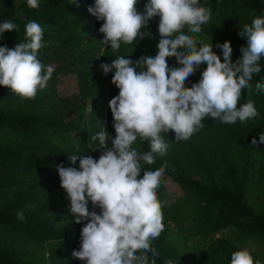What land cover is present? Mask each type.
Listing matches in <instances>:
<instances>
[{
  "label": "trees",
  "instance_id": "obj_1",
  "mask_svg": "<svg viewBox=\"0 0 264 264\" xmlns=\"http://www.w3.org/2000/svg\"><path fill=\"white\" fill-rule=\"evenodd\" d=\"M38 2V8H30L27 0H0V23L10 21L16 25V30L0 34V46L13 48L26 42L25 24L36 21L44 30L45 45L37 58L45 66L56 63L51 80L56 81V74L61 71L75 70L82 99L69 100L63 116L54 115L52 108L42 103L44 99L54 103L55 93L39 90L35 98L40 104L0 85V264H85L71 255L74 249L79 250L83 224L71 222L70 229L65 230L58 213L62 207L52 197L43 195L41 188L44 182L60 184L57 165L78 167V160L76 165L70 164V155H90L97 159L99 143L93 139L97 133L104 130L106 144L111 147L115 130L108 102L119 92L111 83L114 73H108L107 86L95 81L93 111L84 112L81 105L85 103L92 77V70L86 65H94L98 54L110 63L107 55L113 51L107 46L98 51L103 44L96 37L103 21L87 11L94 0H78V7L70 0ZM145 3L146 0H138L137 10L143 12ZM199 5L211 9L210 19L201 25L199 34H188L224 36L232 48L231 60L236 62L242 55L241 46H247L246 38L238 33L255 16H264V0H199ZM158 22V16L149 20L141 29L142 38H137L133 45L121 43V47L136 53L138 58L154 56L160 39ZM166 60L169 67L175 66V57ZM258 63L261 71L253 74L250 87L242 90L239 101L254 102L259 113L255 118L243 123L237 120L232 125L206 118L202 121L204 127L187 141L175 140L171 131L161 133L168 144L166 155H158L151 165L139 161L141 176L146 169L164 167L161 186L157 189L162 213L188 216L195 233L209 236L220 228L235 225L243 236L255 235L264 241V191L251 181V168L256 162L258 174H264V143L251 144L253 138L258 141L259 133L264 132V92L256 88L257 83L264 84V57ZM204 67L201 65L188 78L186 87L199 81ZM64 116L71 118L64 121ZM64 140L73 144L63 145ZM132 147L141 155L150 150L149 142L139 137ZM166 176L183 192L178 202L164 201ZM259 180L261 176L256 181ZM18 211H23L25 220L17 219ZM221 241L210 237L202 255L190 259L170 245L162 232L152 242L159 256L153 257L151 252L146 255L149 264L153 259L155 264L169 260L172 264H230L231 253L237 249Z\"/></svg>",
  "mask_w": 264,
  "mask_h": 264
},
{
  "label": "clouds",
  "instance_id": "obj_2",
  "mask_svg": "<svg viewBox=\"0 0 264 264\" xmlns=\"http://www.w3.org/2000/svg\"><path fill=\"white\" fill-rule=\"evenodd\" d=\"M137 2L94 0L87 8L103 21L98 29L103 34L101 43L113 50H119L121 43L133 45L143 37L141 29L157 16L160 39L154 56L142 55L135 61L118 56L100 65L105 75L114 73L111 83L119 89L108 102L115 130L111 147L105 143L107 133L103 130L93 137L100 146L98 159L70 155V164L76 165L78 160V167L56 166L68 211L75 223L83 224L79 250L74 249L71 255L85 264H149L146 253L159 256L152 241L165 228L157 196L165 169H146L141 176L139 161L151 165L155 155H166L168 144L161 133L171 131L175 140L187 141L204 127L206 118L232 125L259 114L254 102L239 101L253 74L261 71L258 62L264 57V16H255L251 24L243 25L238 35L246 38L247 46H241L242 55L233 62L229 41L216 45L222 49L221 60L211 43L204 44L188 34H199L201 25L210 19L211 9L200 6L199 0H146L143 12L137 10ZM70 3L79 6L78 0ZM27 5L38 8L39 2L27 0ZM12 30H16L14 23H0V34ZM24 32L26 42L13 48L0 46V85L24 99H34L47 87L54 69L37 58L45 46L41 25L29 20ZM169 57L176 58L175 66L169 67ZM201 65L206 67L199 81L186 87L185 82ZM256 88L264 92V84L257 83ZM88 111H93L91 104ZM138 137L149 142L150 150L142 155L132 147ZM258 143H264V132L259 133L258 141H251ZM89 202L99 213L89 210ZM17 219L25 220L23 211L17 212ZM230 264L261 262L254 260L248 247L237 245Z\"/></svg>",
  "mask_w": 264,
  "mask_h": 264
},
{
  "label": "rangeland",
  "instance_id": "obj_3",
  "mask_svg": "<svg viewBox=\"0 0 264 264\" xmlns=\"http://www.w3.org/2000/svg\"><path fill=\"white\" fill-rule=\"evenodd\" d=\"M198 41H202L204 44H212V50L216 52V54L223 60L222 49L216 47L217 43L222 44L225 40H227L224 36L219 34H202L193 36ZM103 34L99 32L97 34V42L102 40ZM228 41V40H227ZM111 49L112 53H109L107 57L109 59L114 60L118 56H125V58H130L133 61L138 59V55L127 48L120 47L119 50H113L108 45H103L99 52L105 47ZM199 47V43L197 44ZM96 53L98 54L97 50ZM110 61V62H111ZM101 63H106L104 60L100 59L99 54L96 56V63L94 65L87 64L92 70V77L89 78V91L85 92V103L81 105V110L84 112H89V105L91 104L93 97L95 95L96 83L95 81L107 86L109 84L108 74L105 75L103 70L101 69ZM52 68L56 67V63L52 62L50 64ZM54 75V73H52ZM51 75V78H52ZM51 78L47 81V87L45 90H49L48 92H53L56 94V100L54 103L47 102L46 99L43 100V103L37 100V98L32 99V102H38L45 104L49 109L52 108V113L55 115L56 113H60L63 116V113L66 107L69 105V100L76 99V101H80L82 99V91L81 84L79 81V77L76 76L75 70L67 69L61 71L56 74V81L51 80ZM51 80V81H50ZM39 92V91H38ZM37 92V93H38ZM66 102V104H65ZM73 117V115H72ZM71 116H64V121H68ZM73 142L71 140H64L63 145H71ZM93 146V145H92ZM149 151V150H147ZM158 155H155V158ZM257 162L251 168L252 170V178L253 184L256 187H260L264 191V174L259 175L257 172ZM261 176V180L256 181L257 177ZM44 185L41 188V192L43 195L52 197L59 205L62 207L59 209L60 214V224L65 230H69L71 226V222H74V217L68 211V200L66 198V194L64 190L61 188L60 184L55 185L49 182H44ZM182 190L178 186V184L169 176L165 178V192H164V201L167 204H172L178 202L182 197ZM89 210H94L97 212L98 207H93L91 202H89ZM191 220L188 216H173L172 214H164L163 213V223L165 228L163 230L164 237L166 241L179 249L182 254L190 259L199 258L203 249H205L209 243L210 237L212 238H221V242H227L236 247L237 245L241 247H248L254 260H259L261 264H264V241L255 235L251 236H243L238 227L235 225H228L226 227L220 228L218 231L211 233L209 236H204L198 233H195L191 228ZM153 242V241H152ZM48 260L49 257L47 258Z\"/></svg>",
  "mask_w": 264,
  "mask_h": 264
},
{
  "label": "built area",
  "instance_id": "obj_4",
  "mask_svg": "<svg viewBox=\"0 0 264 264\" xmlns=\"http://www.w3.org/2000/svg\"><path fill=\"white\" fill-rule=\"evenodd\" d=\"M105 143H106V141H105ZM106 145H107V144H106ZM99 147H100V146H99ZM98 149H99V148H98ZM97 153H98V155H97V156H98L97 159H98V158H99V155H100V151L97 150Z\"/></svg>",
  "mask_w": 264,
  "mask_h": 264
}]
</instances>
